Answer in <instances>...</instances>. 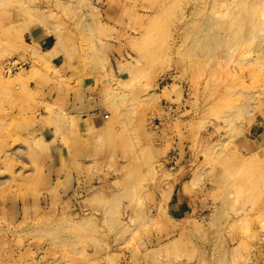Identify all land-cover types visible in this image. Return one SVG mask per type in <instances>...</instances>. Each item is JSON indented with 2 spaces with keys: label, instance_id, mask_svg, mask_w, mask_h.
<instances>
[{
  "label": "rangeland",
  "instance_id": "1",
  "mask_svg": "<svg viewBox=\"0 0 264 264\" xmlns=\"http://www.w3.org/2000/svg\"><path fill=\"white\" fill-rule=\"evenodd\" d=\"M0 264H264V0H0Z\"/></svg>",
  "mask_w": 264,
  "mask_h": 264
},
{
  "label": "built area",
  "instance_id": "2",
  "mask_svg": "<svg viewBox=\"0 0 264 264\" xmlns=\"http://www.w3.org/2000/svg\"><path fill=\"white\" fill-rule=\"evenodd\" d=\"M17 63V67H18V61H16ZM16 64H11V63H7L5 66H6V68H8V69H10V70H12V69H14L15 67H16Z\"/></svg>",
  "mask_w": 264,
  "mask_h": 264
},
{
  "label": "bare ground",
  "instance_id": "3",
  "mask_svg": "<svg viewBox=\"0 0 264 264\" xmlns=\"http://www.w3.org/2000/svg\"><path fill=\"white\" fill-rule=\"evenodd\" d=\"M16 62V61H13V63ZM7 71H10V69H8ZM11 72V71H10Z\"/></svg>",
  "mask_w": 264,
  "mask_h": 264
}]
</instances>
